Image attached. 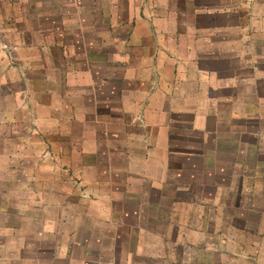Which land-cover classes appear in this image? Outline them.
Masks as SVG:
<instances>
[{
    "label": "crops",
    "instance_id": "crops-1",
    "mask_svg": "<svg viewBox=\"0 0 264 264\" xmlns=\"http://www.w3.org/2000/svg\"><path fill=\"white\" fill-rule=\"evenodd\" d=\"M0 264H264V0H0Z\"/></svg>",
    "mask_w": 264,
    "mask_h": 264
}]
</instances>
